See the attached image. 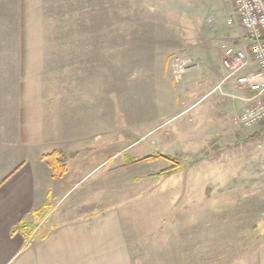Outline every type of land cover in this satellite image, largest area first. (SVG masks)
Here are the masks:
<instances>
[{
	"label": "rangeland",
	"instance_id": "rangeland-1",
	"mask_svg": "<svg viewBox=\"0 0 264 264\" xmlns=\"http://www.w3.org/2000/svg\"><path fill=\"white\" fill-rule=\"evenodd\" d=\"M220 3L75 0L76 73L88 71L92 92L100 85L106 94V126L90 131H105L107 154L123 150L118 207L127 253L120 264L264 262V121L234 125L240 90L231 79L223 94L211 89L226 74L228 16ZM159 152L176 160V170L158 176L172 165L159 157L122 167L126 156ZM97 176L75 184L56 210L83 215L96 201L86 191Z\"/></svg>",
	"mask_w": 264,
	"mask_h": 264
},
{
	"label": "crops",
	"instance_id": "crops-1",
	"mask_svg": "<svg viewBox=\"0 0 264 264\" xmlns=\"http://www.w3.org/2000/svg\"><path fill=\"white\" fill-rule=\"evenodd\" d=\"M220 2L228 16L231 0ZM74 5L0 0V264H120L127 253L118 207L123 150L107 154L105 131H90L106 126V94L100 85L92 92L83 79L88 71L76 73ZM226 27L229 43L248 46L238 25ZM254 67L250 61L246 71ZM52 153L61 175L48 160ZM90 174L98 175L86 191L96 197L92 206L78 216L68 213L73 207L57 211Z\"/></svg>",
	"mask_w": 264,
	"mask_h": 264
},
{
	"label": "built area",
	"instance_id": "built-area-1",
	"mask_svg": "<svg viewBox=\"0 0 264 264\" xmlns=\"http://www.w3.org/2000/svg\"><path fill=\"white\" fill-rule=\"evenodd\" d=\"M231 5L226 24L238 25L249 43L243 48L233 43L221 46V63L226 74L215 89L223 94L221 85L231 79L240 90L236 98L243 107L233 118V124L245 129L264 121V0H231ZM250 61L255 67L246 71ZM178 67L181 71L183 62Z\"/></svg>",
	"mask_w": 264,
	"mask_h": 264
},
{
	"label": "trees",
	"instance_id": "trees-1",
	"mask_svg": "<svg viewBox=\"0 0 264 264\" xmlns=\"http://www.w3.org/2000/svg\"><path fill=\"white\" fill-rule=\"evenodd\" d=\"M158 157L163 158L172 164L171 166L160 170L157 173L158 176L163 177V176L167 175L168 173H171L174 170H176V168H177L176 160L172 156L162 154V153H157L154 155H148L142 159L131 158L130 156H126L124 164L122 165V167L133 165V164L138 163L139 161H142V160H153V159H156ZM48 160L50 161L51 164H53L55 166L56 170L53 167L54 172H59V174H60L62 172L60 162L56 160V158L53 156V153L48 156Z\"/></svg>",
	"mask_w": 264,
	"mask_h": 264
}]
</instances>
